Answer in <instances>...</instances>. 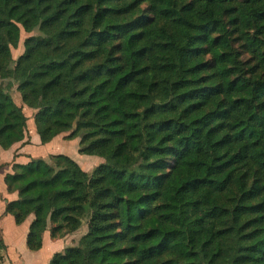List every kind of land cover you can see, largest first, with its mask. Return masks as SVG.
<instances>
[{"label": "trees", "instance_id": "16d2710c", "mask_svg": "<svg viewBox=\"0 0 264 264\" xmlns=\"http://www.w3.org/2000/svg\"><path fill=\"white\" fill-rule=\"evenodd\" d=\"M24 106L105 159L6 174L30 250L86 222L49 264H264V0H0V150L31 143Z\"/></svg>", "mask_w": 264, "mask_h": 264}, {"label": "crops", "instance_id": "0c3cea01", "mask_svg": "<svg viewBox=\"0 0 264 264\" xmlns=\"http://www.w3.org/2000/svg\"><path fill=\"white\" fill-rule=\"evenodd\" d=\"M33 129V131L36 130L35 125L33 126ZM30 135L31 143L23 144V142H19L8 150H0V165H3L0 168V186L2 185V181H4L6 174L13 171V165L15 163L24 164L30 161L31 158H38L35 157L30 150L34 145H41L40 137L36 134L34 135V132L33 134L30 133ZM60 136L61 135H58L52 141L42 145H51L52 142H58ZM15 198H17V193L9 192L4 181V186L0 188V228L2 230L5 244L7 245L6 250L3 251V264H49L56 252H61L66 247L76 245L78 239L87 232V225H82L81 231L79 230L80 227L78 229L79 231L77 230L65 237L52 238L50 231L48 230L43 236L42 248L37 251H32L27 245V236L33 216L29 217L27 221L21 225H17L16 223V225H6L9 229L8 231L5 229V225H1V222L4 219L13 218L10 214H4L5 200H12ZM76 234H79L78 238H76Z\"/></svg>", "mask_w": 264, "mask_h": 264}, {"label": "rangeland", "instance_id": "374dc122", "mask_svg": "<svg viewBox=\"0 0 264 264\" xmlns=\"http://www.w3.org/2000/svg\"><path fill=\"white\" fill-rule=\"evenodd\" d=\"M38 33H39L38 31H34L33 33L29 34V33L25 32L24 30H22L21 40H20L18 47L12 48L13 57L17 58L24 51L23 43H24V40L26 37H28L31 34H38ZM2 83L5 87V89L9 90V92L12 94L15 102L18 105H23L21 95L17 90L16 82L7 79V80H2ZM24 107H25L24 108L25 114L29 117L28 124H27L28 133L33 134V132H34V135L35 134L38 135L36 130L33 131L34 130L33 126L35 125L34 120L31 118V116L34 113L33 109H30L27 106H24ZM67 134L68 133L61 134V136L59 138L60 140H58V142H52L51 145H49V144L48 145H42V144L41 145H34V146H32V149L30 150V152L35 157H44L48 161H50L51 154L64 153V154H67V155H70L71 157H73L75 160H77L80 163V165L83 168H85L88 171H91L98 164L105 161V159L103 157H100V156H90V155H86V154H81L79 152V148H80L79 140L78 139H76V140L67 139L66 140V137H64V135H67ZM3 186H4V181H2V185L0 186V188ZM0 212H1V210H0ZM1 225H5V229L8 231L9 229L7 228L6 225H16V224L14 222V219L11 217V218L4 219L1 222ZM83 225H86V222H84ZM79 230L80 231L82 230V226ZM78 237H79V234H76V238H78ZM77 243H78V241H77Z\"/></svg>", "mask_w": 264, "mask_h": 264}]
</instances>
